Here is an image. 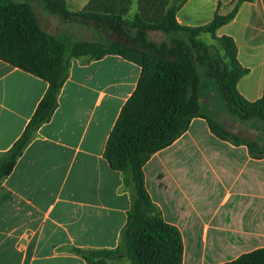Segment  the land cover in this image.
Masks as SVG:
<instances>
[{
	"label": "crops",
	"instance_id": "obj_1",
	"mask_svg": "<svg viewBox=\"0 0 264 264\" xmlns=\"http://www.w3.org/2000/svg\"><path fill=\"white\" fill-rule=\"evenodd\" d=\"M63 1L75 14L94 0ZM235 1L187 0L175 20L203 27L215 14H228ZM31 3L49 35L67 42L94 31L102 44L111 40L106 30L64 21L39 0ZM215 36L236 46V60L246 71L237 82L239 94L250 103L261 99L264 0L244 1ZM140 73L137 64L116 55L71 59L55 112L0 183V264H86L72 248L118 247L132 197L104 149ZM46 90L43 80L0 60V155L21 136ZM217 90L214 80L205 82L209 98L201 96L200 83L201 110L229 129V120L221 124L211 114ZM143 172L152 202L181 233L183 264H222L264 247V157L252 158L246 146L219 139L207 120L193 119L182 136L151 156Z\"/></svg>",
	"mask_w": 264,
	"mask_h": 264
},
{
	"label": "trees",
	"instance_id": "obj_2",
	"mask_svg": "<svg viewBox=\"0 0 264 264\" xmlns=\"http://www.w3.org/2000/svg\"><path fill=\"white\" fill-rule=\"evenodd\" d=\"M39 1L45 10L64 21L90 22L96 29L113 32L121 29L117 15L92 12L94 3L74 14L66 9L63 0ZM186 1L172 11L169 25L192 36L207 32L226 43L230 68H221L206 56L194 59L191 49L179 43L158 46L139 41L142 49L127 47L120 41L110 45L99 42L69 44L42 30L31 0L19 3L0 0V60L47 83V90L23 133L7 152L0 155V183L10 175L39 128L55 112L71 59H100L116 55L141 68L136 88L123 105L104 149L108 166L123 174L125 188L133 193L130 209L117 248L71 249L86 264H112L113 261L123 260L128 264H183L181 233L176 226L164 221L160 209L152 202L145 188L143 167L151 156L182 136L193 119L207 120L210 131L216 137L235 146H246L252 158L264 157V146L255 141L233 138L226 128L203 114L200 105L202 78L214 80L231 114H237L241 120L259 119L264 123V93L253 103L239 94L237 82L246 71L236 60V46L231 38L215 36L219 27L233 19L238 7L251 0H236L228 14H215L208 25L197 28L182 27L175 20L176 11ZM134 21L137 22V19ZM164 22L142 26L144 30L164 29ZM144 35L142 32L139 36ZM199 68L203 69V76L199 74ZM222 264H264V247Z\"/></svg>",
	"mask_w": 264,
	"mask_h": 264
},
{
	"label": "rangeland",
	"instance_id": "obj_3",
	"mask_svg": "<svg viewBox=\"0 0 264 264\" xmlns=\"http://www.w3.org/2000/svg\"><path fill=\"white\" fill-rule=\"evenodd\" d=\"M19 1V0H14ZM184 0H94L91 8L92 12L111 13L117 15L121 21V29L119 32H113L110 29L106 30L110 41L107 45L120 41L130 48L142 49L139 41L146 43H153L155 45L171 46L173 43L183 44L191 49L193 58L208 57L212 61H216L221 68H230L231 59L226 43L214 38L210 33L203 32L192 36L189 32L176 31L172 29L168 21L171 18L172 11L176 9ZM137 19V22L134 20ZM166 23L164 20H166ZM134 21V22H133ZM152 23L160 25L164 22V29L144 30L143 26H148ZM92 24V23H91ZM88 22L86 25H91ZM143 24V26H142ZM143 28V29H142ZM141 30V33H139ZM144 32V36L142 35ZM85 42L95 43L99 42L98 35L94 31H90L84 35L83 38H74L68 40L67 43ZM106 42H108L106 40ZM99 43H102L101 41ZM105 45V44H104ZM199 74L203 76V69L199 68ZM211 80L202 78L201 88L203 95L206 98L208 92L203 91L204 83ZM218 100L212 101L209 105L212 109V115H218L221 124H225L229 120V129L227 132L235 139L255 141L260 146H264V123L259 119L241 120L237 114H231L227 109L226 104L221 100L219 90ZM223 104V110L221 105ZM226 110V111H225ZM219 113V114H215ZM132 197V191H130ZM112 264H128L127 261H116Z\"/></svg>",
	"mask_w": 264,
	"mask_h": 264
}]
</instances>
